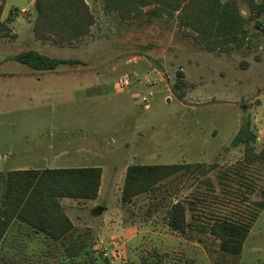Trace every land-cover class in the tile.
Segmentation results:
<instances>
[{
    "label": "rangeland",
    "instance_id": "1",
    "mask_svg": "<svg viewBox=\"0 0 264 264\" xmlns=\"http://www.w3.org/2000/svg\"><path fill=\"white\" fill-rule=\"evenodd\" d=\"M86 2L95 22L91 34L74 46L49 44L40 46V51L80 60L79 65L63 66L61 71L103 73L109 79L136 74L141 83L133 84L139 91L134 99L126 93L83 105L92 108L83 113L74 112V107L59 98L43 104H11L6 111L0 108L1 154L25 137L30 143L48 138L57 141L61 128L81 127L83 137L98 128L102 134L89 139L95 141L93 152L104 157L98 165L106 170L95 201H60L74 225L66 240L54 242L14 220L0 242V264H264V208L250 227L239 256L222 253L219 241L207 233H194L193 239L181 237L164 220L170 207L181 202L187 222L197 225L208 227L226 219L248 222L257 210L255 204L264 201V160L256 158L264 154L262 18L246 21L242 48L207 52L200 49L193 33L179 30L174 20L123 21L116 13L106 12L101 0ZM10 3L13 6L7 9L19 18L6 37L0 38V72L30 73V68L11 58L37 47L31 40L33 8L28 9L26 0ZM239 9L248 18V1H240ZM201 57L214 63L211 71L200 65L204 72L200 76L207 84L194 76V85L200 89L192 93L189 89L178 99L173 91L176 72L197 67L194 64ZM218 58L224 59L220 65ZM144 78L155 85L148 89ZM147 91L153 97L149 108L143 109L139 97ZM246 123L255 137L248 147L251 151L242 143L233 144ZM15 161V155L0 160V194L6 173L16 170ZM28 163L18 167L44 168L37 162ZM52 164L48 167H61ZM181 164L190 168L161 181L153 192L131 203L122 201L128 166ZM211 165L215 167L210 169Z\"/></svg>",
    "mask_w": 264,
    "mask_h": 264
},
{
    "label": "trees",
    "instance_id": "2",
    "mask_svg": "<svg viewBox=\"0 0 264 264\" xmlns=\"http://www.w3.org/2000/svg\"><path fill=\"white\" fill-rule=\"evenodd\" d=\"M0 0V13L3 3ZM36 12L34 32L48 33L57 44H71L90 33L94 16L86 0H29ZM106 12L116 13L123 21L144 18L174 20L179 30L193 33L200 49L208 52L227 53L243 47L247 36L246 21L263 19L264 0H246L250 15L244 18L239 9L242 0H101ZM259 20V25L262 24ZM264 26V25H263ZM9 28L0 22V37H6ZM35 71H52L62 65L80 64L77 60L50 58L35 51L21 52L11 58ZM190 89L181 70L176 72L173 91L182 99ZM255 137L249 132V124L233 139L251 151ZM257 159L264 160V154ZM200 168L201 166H196ZM215 165L209 166L210 169ZM181 165H132L125 172L122 201L131 203L133 198L153 192L157 185L175 175ZM102 170L99 167L64 169H29L6 173L0 194V242L14 220L43 234L54 242H63L73 232L74 225L63 211V199L92 201L98 198ZM257 210L248 222L231 220L215 221L208 227L187 222L183 203L173 204L164 220L170 230L181 237L193 239V234H209L219 241L222 253L239 256L247 239L249 229L256 221L264 201L257 202Z\"/></svg>",
    "mask_w": 264,
    "mask_h": 264
},
{
    "label": "crops",
    "instance_id": "3",
    "mask_svg": "<svg viewBox=\"0 0 264 264\" xmlns=\"http://www.w3.org/2000/svg\"><path fill=\"white\" fill-rule=\"evenodd\" d=\"M12 0L5 1L6 8L0 13V22H4L9 30L14 25L15 21H18L19 17H14V11L7 9V6L12 7L13 4L10 3ZM29 8H33V1H29ZM8 2V3H7ZM24 9H21L19 12L24 13ZM31 17L34 20V25L36 21V12L30 10ZM93 14V13H92ZM5 17V20H4ZM34 27V26H33ZM93 27V26H92ZM91 27V29H92ZM90 33L87 36L91 34ZM5 38V37H0ZM32 42L37 46L26 51H35L42 55L48 56L50 58H57L54 55L46 54L45 52L40 51V46H48L51 44L53 47L65 48L74 46L76 42L73 41L71 44H57L53 42L51 36L44 32H39L37 35L34 32L33 28V37ZM45 44V45H43ZM25 52V51H23ZM208 52V51H207ZM21 53V52H20ZM17 55V54H16ZM63 59V58H57ZM64 60H73V59H64ZM224 60V59H223ZM222 59H217V65H220ZM80 62V60H77ZM200 63H195L193 68L186 67V70L181 68V71L184 73L185 81L189 84L190 90L192 93L193 89H200L198 86L194 85L193 77H197L200 83H203V78L200 75H204L203 68L201 66H207L211 71V66H214V63L209 62L208 59L199 58ZM17 63V62H16ZM19 64V63H18ZM79 65V64H73ZM73 65H62L52 71H35L32 70L30 73H6L0 72V108L2 107L3 111L9 109L8 107L11 104L26 103L33 104L34 102H39L40 104L49 103L56 98L61 99V103L70 104L73 108V111L76 113H83L92 110L90 106H83L87 104L97 103L102 99H107L108 97H115V95L121 94H130L131 98L134 99L136 92L139 91L138 85L133 84L129 90L120 91L117 88V82L122 76L116 78H106V75L103 73H84L79 71H61L60 69L63 66H73ZM199 65V67H198ZM219 68V67H217ZM220 69V68H219ZM215 70V69H214ZM213 71V70H212ZM221 73V71H220ZM197 75V76H196ZM211 83V81H210ZM207 84V83H203ZM190 93V94H191ZM8 104V105H7ZM140 105V104H139ZM12 106V105H11ZM100 109V108H97ZM102 109V108H101ZM127 113V112H126ZM128 114V113H127ZM126 114V115H127ZM121 118L120 120H123ZM63 133L59 135L56 140L52 138L48 139H38L37 141L30 143L28 138L25 137L21 140V143L16 145L10 144V149L1 154L0 151V160L6 159L9 160L15 155L14 168L16 170H29L32 168L20 169L18 166L23 164H29L28 162H37L36 164L44 166L42 169H64V168H86V167H99L102 170L101 183L98 196L101 191L102 178L106 172L103 167L98 165V160H104V157L93 152L92 146L94 145V135H101L102 132L98 128H93L90 131L88 137H83L82 128L75 127L71 130L61 128ZM75 131V132H74ZM74 132V133H72ZM73 135L80 136L81 138L71 137ZM60 164V168H50L48 165ZM52 164V165H53ZM109 168V167H108ZM15 171V170H13ZM73 201V200H72ZM77 201V200H74ZM95 201V200H94ZM78 202H93L92 201H78ZM61 205V203H60ZM62 207V206H61ZM65 212V209L62 207Z\"/></svg>",
    "mask_w": 264,
    "mask_h": 264
},
{
    "label": "built area",
    "instance_id": "4",
    "mask_svg": "<svg viewBox=\"0 0 264 264\" xmlns=\"http://www.w3.org/2000/svg\"><path fill=\"white\" fill-rule=\"evenodd\" d=\"M262 24L264 25V15H263V19H262ZM133 82L136 83H141L138 79H137V75L133 74L132 76H122L118 81H117V88L120 91H127L130 89V87L133 85ZM144 85L148 88L151 89L154 85L155 82H152L150 79L148 78H144L143 80ZM153 97V93L152 91H147L145 94L141 95L139 97V103L140 106L143 107V109H148L150 106V101Z\"/></svg>",
    "mask_w": 264,
    "mask_h": 264
}]
</instances>
